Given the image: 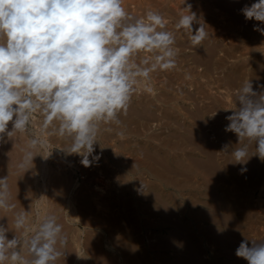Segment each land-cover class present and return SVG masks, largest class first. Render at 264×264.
<instances>
[{"label": "bare ground", "instance_id": "1", "mask_svg": "<svg viewBox=\"0 0 264 264\" xmlns=\"http://www.w3.org/2000/svg\"><path fill=\"white\" fill-rule=\"evenodd\" d=\"M251 1H252V3L255 2V0H251ZM184 2H185L184 0H136V1L132 2L131 4H129L128 6H131V7H128V8H129V11L131 12V15L136 16V17L143 16L144 13L148 10L158 11L165 17V19L167 21V26H168L170 23V21L168 22V19L171 18L169 16L170 14H172V18L174 17L175 22H178V20L180 18V16H178L177 12H180L179 14H181L182 12L184 14H187L186 10L183 9V7L186 6V5H184ZM207 2L205 5L206 7H204V8L209 13L213 9V7L221 6L219 0H207ZM187 3H189V1H187ZM228 15L230 16L229 17L230 19L227 21L225 20V21L228 23L231 30H234V31L237 30L236 25L238 24V20L236 18H234L233 14H232L233 18L231 17L230 13H228ZM215 16H217L216 13H215ZM198 17H202V16L198 15ZM211 19H214V18H211ZM222 22H224V21H222ZM257 24H259V22ZM166 30H168V29H166ZM170 30L174 33V35L176 37V47L179 49V53H178V56L176 58V68L173 70H170V71H155V72L150 74V79H148V80L140 79L139 80V82L135 85L136 91H135V94L132 98V102H131V105L128 109L127 115L122 114L120 116V120L122 123L119 126H117L115 124H102L101 125L100 133L98 134V137H97L98 142L96 145H94L95 153L93 154V155L99 154L100 159L98 162H93L92 166L84 167L80 163V160H81L80 156L75 155V154L67 155L66 153H64L61 150L62 148H67L69 146L70 142L67 138H61L59 136L47 137V140H48L47 145L44 147H38L37 149L34 150L33 154L36 156L33 158V163H30L28 165V168L23 169V170L18 168V164L22 160V157L24 155V150L26 149L28 141L31 139V134L29 132H27V133H16L13 135V137H11V139H8L6 137L5 142L0 143V174H3L4 177H8L9 189H15L16 188V189H18V190H16V192L17 191L20 192V191H22V189H29L31 191V198L33 199V202L36 203V205H37L36 208L37 207L39 208L38 211L41 213V215L48 214L50 211V209L48 210V206H47L48 212L46 211V207L44 206L45 205L44 203L47 201L48 194L49 193L52 194V192H49L51 188L53 190L57 187L63 188L64 191L66 190V192H65L66 194L68 191V199H66L65 209L63 210L64 216H62V218H61V216L58 217V215H56V212H55L56 209H55V211L53 210L52 212H50L51 214H55L57 216L58 222L63 224L64 232L68 236V243H67L66 247L62 249V252L64 253V255H62L56 261V264H150L148 259H146L145 254L143 255L140 252V250L138 251L137 239H134L135 237L133 238L134 233L127 232V231H130V230H128L130 228V226H128V229H127L128 223L126 222V219H125V218H127L126 215L128 214V213L126 214V212L128 211L127 208H128V206L131 207L132 204H134L136 202V199H134L133 197L138 196V195H144V196H142V198L145 200H149V202H151V203H149L151 211H149L148 209L142 208L141 204H140V206L136 207V211L140 214L142 213V214L147 215L149 217H155L157 206L154 205V203H155L154 201L161 202L159 204H163V206L165 207V210H166L167 214L169 215V216H166L167 215L166 214L165 216L168 219L170 218L171 220L166 219V221H158L157 223L145 222L144 227L151 229L153 232L157 231L156 229H158L162 233H164V234H162V233L161 234L163 237H165L164 240L165 239L170 240L169 243H167V247L172 248L176 252L175 257H177V255L180 256V254H181L180 257L182 260H180V261H184L183 264H212L214 261L211 262V259L210 260L208 259V257H210V256L206 252L207 248H206V245L204 246L205 243L203 244V241L205 240V239H203V229H205L206 226L203 229L200 228V225L198 224V222L200 221L199 220L197 222L198 232H196L197 230L188 224L189 218H188V220H186L187 219L186 216H189V217L193 216L192 219H195V217H196L195 214L198 213L200 215V216L198 215V217L203 218L202 219L203 221H204V218H206V217L207 218L211 217L209 219H212V217H213L212 212H211L212 209L209 210V207H211L212 206L211 204H214V203L209 204V202H207V203L204 202L206 205L205 204H203V205H205L207 207L209 205L210 206L205 211H204V209H201L199 211L198 209L200 206L198 203L201 200H199V199L197 200L196 198H194V196L192 199L191 198L192 194H189V197L185 198V202H188L187 203L188 205H192V206L196 207V209L195 210L192 209L191 213H185L184 211L182 212L183 198L181 196L179 198V195L181 194V192L182 191H187L188 193L189 192L190 193L195 192L194 193L195 197L197 196L198 198L203 199L204 197H202V195H201V192H202L201 188L203 187V189H204L206 187L204 185V180H205V178L207 180V178H209V177L211 178L209 180H212V182H214V183L215 182L219 183V181H221V182L223 181L224 182L223 184L229 183L230 186L235 184L236 186L239 187V184H241V183L246 185V183L250 182L249 184H251L257 188L258 187H260V188L264 187V162H261L257 156H252L253 160L255 161L254 164L251 165V166H253V168H252L253 171H251L252 169L250 170L252 175L249 174L250 175L249 177H248V175H247V177H244V175H243L244 173L242 174L243 176H241V174L237 170L238 167L233 165L234 159L232 161V156L225 154L223 152H220L222 150L223 145H225V144H229L230 147H239L240 146V145H237L239 143L237 135L233 132L225 131V127L229 123V121H227L224 116L226 114H227V116L231 115L232 111H233L231 109H234L236 107L235 95H233L232 98H230V95L228 96L227 92L232 90V89L234 91H236L245 81H247L249 79L254 84V90H256L255 86L257 83H264V59L261 58L260 61L257 60L256 63L254 64V66L250 67V69L244 63H241V64L236 63V65L227 66L226 63H224L226 61H224V59H222V57H221V59H214V51L217 48L215 42L221 41L223 39V37L226 36V33L222 34L221 32H218L215 29L211 30V32L208 33V37L202 42L201 45H199L197 47H193L191 45L189 39H188L187 34L184 32V30H182V29L177 30L175 28V26L172 27ZM242 32H244V31H242ZM256 34H258V36L253 35V34H251V35L247 34V36H245V40L243 39V41L240 42V46H234V45L232 46L230 43L229 45H227V49H223V50H225L223 55L224 56L229 55L230 57H233L236 55V52H238V51L242 52L244 49L247 50L246 48L249 46V44H255V42L259 41L261 38L264 39V37H263L264 35H262L260 32H257ZM243 36L244 35L242 34L241 38H243ZM246 38H247V41H246ZM227 39H229V41H231L232 43L235 41L236 42L238 41L236 39L231 38L230 35L228 36ZM263 41H261V42L263 43ZM237 43H239V41ZM262 43H260V44H262ZM243 44H245V46H243ZM141 55H143V54H141ZM137 62H139V57L137 58ZM226 70H228V71H226ZM192 72H196L197 75L201 78L206 76L207 77L206 79H208V80L205 81V83H203V86L208 88V92L215 91V94L216 93L221 94V98H223L224 100H222L221 98L215 99L216 96L214 98L211 93H208L204 90H200V93L197 92L198 93L197 97L195 96V97H193V99L190 98L191 100H193V102L195 101L198 104L196 105L193 103H189V105L192 108L193 107L194 108L192 109L189 107L190 109H188V112L185 111L186 113L183 110H181V109H183V107L180 108V107H177L176 105L172 106V108H171L172 111L171 110L168 111L170 108L169 109L168 108L166 109V107L163 108V105L170 104L169 101H172L173 99H177V95H180V93H182V92L179 93L177 90H172V87H173L172 85L175 83V85L177 84L178 86H180V88L187 90L186 85H190L191 83L188 80V78H186V77H190ZM158 84H162L163 86H165V88L157 87ZM142 88H148V91H149V89H151V91H149L150 94H147V92H146L147 90L145 92H143L144 89L142 90ZM159 88H160V90L162 89V92L157 93ZM198 88H200V87H198ZM195 89H197V88H195ZM198 90L199 89H197V91ZM257 91H259V89ZM221 92H223L224 94H222ZM225 94H226V96H225ZM189 101L190 100H188V99L186 100V102H189ZM175 102H176V104H178L180 101H175ZM178 106H180V105H178ZM227 109H229V110H227ZM215 113H216V115L212 116ZM160 114H161V116H160ZM36 118L38 119V117H36ZM163 120L165 121L164 122L165 124H167L168 126L170 125L169 128H170L171 132L170 133L168 132L167 136H165L166 132H164V134H163L164 137L162 136V134H155V133L150 134V131L153 129V127L158 126L159 123H162ZM220 121L222 124L220 123ZM39 123H40V121H39ZM35 125L37 126V124H35ZM109 128H111L112 130L109 131L108 130ZM9 130H11V123L9 124ZM33 132H35V135L38 136L40 134V126H38L37 128L35 127ZM118 132H123L124 135L120 136L117 134ZM143 134L146 135V137H147L146 141L140 140V138L142 137ZM119 137H121V139L123 137H126L127 139L119 142L117 140V138H119ZM155 139H159L161 142L160 143L158 142L159 144L154 143ZM110 142H116V144H114L113 147H115L117 151H115V150L113 151L112 150L113 148L110 149ZM177 151H181V153H179ZM253 153H254V147L250 146L249 147V155H252ZM125 155H129L128 161L127 160L125 161L127 164H124L123 158L120 157V156L126 157ZM191 156L193 157L192 159L197 158L199 163L196 164L195 162H192L193 164L191 165V167H189V165H188L189 163H187V161H188V158H190ZM89 159H92V157H89ZM253 160H251V161H253ZM193 165H194V167H193ZM196 165H198L197 168L195 167ZM67 166H70V168H71V172H72L71 176H70L71 178L65 173L67 171L66 169H68ZM241 167H246V166L242 165ZM112 170L115 173L120 172L121 177H123V178H125L126 173H128V176H130V175L135 176L137 174H139V175H142V174L146 175L147 174V175H151L149 178H151V177L155 178V181H148V180L145 181L144 180L143 182L141 179L140 181L137 182L140 185L137 184L134 180L128 178V180H129L128 188L129 187L131 188L130 191H131L132 200L129 199V202H128L125 199V196L127 194V191H126L127 187L126 186L123 187L124 189L122 190L121 194L114 193V194H116L115 197L119 198V200L116 201V203L114 204L113 207L123 206L125 208V210L127 209V211L124 212V210H122V208H121L120 213H122V214H120L117 218L115 216H114V218L113 217H104L102 215V213L100 211H98L99 206L103 207L102 202L98 201V199L92 200L93 194L94 195L97 194L99 197L100 196L104 197L105 190L103 188H101L100 186H97L99 184V182L96 185V184H94V182L90 178L92 176H94L96 174V172H97V174L102 175V174L108 173L109 171H112ZM238 173L240 174L241 177H238V175H239ZM165 174H166V177H165ZM116 176H118V175H116ZM77 177H82V178L88 177V182L83 189H81L80 180L77 179ZM137 177H138V175H137ZM164 178H168V179L166 181H164ZM209 180H208V182H209ZM81 181H82V179H81ZM120 181H118V182H120ZM167 181H168L169 185L170 184L173 185L175 192H177V195H175L176 199L173 197L174 200H172V199L170 200V198L165 200V197L167 194H165L162 189L160 190V188H158L159 185H161L162 188H164L163 184L166 185ZM208 182H206V183H208ZM142 183L145 185V191H143V192L138 191L142 187ZM160 183H163V184H160ZM214 183H213V187H214ZM209 184H210V182L208 183V185ZM219 184H215V186L219 185ZM236 186H235V188L237 190ZM223 187H224V185H223ZM60 188L59 189L57 188V189L60 190ZM91 188H93L92 192H89V189H91ZM209 188L212 189L211 186ZM209 188L208 189L205 188L206 190H209L208 192L207 191L206 192L212 193L211 189H209ZM219 188H221V187H219ZM239 189H241V188L239 187ZM254 189L255 188H253V190ZM232 190L233 189H230V191H232ZM64 191H63V193H64ZM84 191H86V192H84ZM114 191H111V192H114ZM28 192H26V194L24 193L23 195L27 196ZM54 192H56V190H54L53 193ZM59 192H61V191H59ZM59 192H56V193H59ZM171 192H172V190H171ZM222 192H224V191H222ZM241 192H242V190H241ZM56 193H54V194H56ZM207 193H204L203 196L206 197ZM225 193H227V192H225ZM262 193L263 192L261 191V196H262ZM220 194H221V192H220ZM228 194L230 195V193H228ZM251 194H252V192H251ZM59 195H61V194H59ZM212 195L214 196V194H212ZM218 195L219 194H217V196ZM211 196H209V197L212 198ZM224 196H226V194ZM238 196H239V194H238ZM15 197L18 198L17 196H15ZM55 197H57V195H55ZM168 197H171V196L169 195ZM10 198H11V196H10ZM21 198H22V196H21ZM154 198H155V200L153 201ZM217 198L221 199L220 196ZM217 198H215V199H217ZM243 198H244V196H243ZM260 198H262V197H260ZM49 199H48V202H49ZM51 199H54V201L52 200L53 203L56 202L55 198H51ZM111 199H113V197ZM213 199H211L210 201L212 202ZM235 199H237V197ZM12 200H14V199H12ZM12 200H10V201H12ZM16 200L18 201V199H16ZM137 200H138L137 202L139 203V201L141 200V197L138 196ZM195 200H197V201H195ZM221 200H223V199H221ZM58 201H62V203L64 202L63 200H58ZM31 202H32V200H31ZM179 202H180V204H179ZM221 202L222 201H220V203ZM224 202H225V200H224ZM56 203H55V205H57ZM142 203H144V202H142ZM250 203H252V202H250ZM51 204L52 203H50L49 205H51ZM222 204H220V205H222ZM230 204H233V203H230ZM62 205L64 207V204H62ZM214 205H215L214 211L217 208L219 209V207H216L219 205V203H217V205L216 204H214ZM20 206H21V204L19 205V207ZM224 206H227V205L224 204L223 206H221L223 211L228 212V210H227L228 207H226V210H224L225 209ZM232 206L235 207V205H232ZM34 207H35V204H34ZM50 207L51 206H49V208ZM56 207H58V209L60 208L59 203H58V206H56ZM133 207H134V205H133ZM22 208H24V210H25L26 207L23 206ZM52 208L53 207H51V209ZM212 208H213V206H212ZM29 209H31V212H32L34 208L31 207ZM218 209H217V213L219 214L221 209H219V210ZM234 209H237V208H234ZM159 210H160V208H159ZM253 210H255V209H253ZM15 211H16V209H15ZM61 211L62 210H60V212ZM13 212L14 211L12 210V213ZM33 212H32V214H34ZM256 212L258 213L259 209H258V211H255V213ZM182 213L185 215V217L181 218L180 215L182 216L183 215ZM215 213L216 212H213V215H215ZM162 214H164V213H162ZM227 214L226 215L230 218V220L232 222H231V225L229 226V228L227 229V231H225L223 233H225L226 235L229 234V236H230L232 233H233V235L235 234L234 231H238L240 234L241 231H243V229L245 228V227L241 226L242 224H238L239 220L241 221L239 223H243L242 222L243 216L241 215L242 219H240V215L236 211H232V209H229V213H227ZM1 216H3V215H1ZM88 216H90V217L94 216L95 219H93L94 217L91 219L90 218L88 219L87 218ZM111 216H113V215H111ZM259 216H261V215H259ZM30 217L32 218V215ZM30 217H29V219H31ZM143 217H145V216H143ZM198 217L195 220L200 219ZM141 218H142V216H141ZM162 218H161V220H162ZM173 218L174 219L176 218V219L174 220ZM213 218H214V220L212 219V221H216L215 219H217L218 217L216 218L214 216ZM237 218H239V220ZM252 218H254V214H253ZM257 218L259 219V217H256V219ZM260 218L262 219V217H260ZM61 219H63V221ZM261 219H260V221H261ZM8 220H9V218H8ZM257 220L255 222H258ZM262 220L264 221V219H262ZM10 221H11V219L9 220V222ZM35 221H36V219H35ZM189 221L192 222L191 220H189ZM212 221H210V223ZM217 221H219V219H217ZM217 221L214 224L218 225ZM234 222H235V224H234ZM31 223L32 222L29 221V227H34V224H33V226L30 225ZM37 223H38V221H37ZM123 223H124V225H123ZM219 223H221V222H219ZM202 224L204 225L203 222H202ZM258 224H259V222L256 223L255 225L258 226ZM13 225H14V223H13ZM92 225H95V227L97 229H99V231L102 232L103 234L97 233L98 235H95V233H94V235H92V232L90 230L89 231L91 234L88 233L87 229ZM96 225H98V226H96ZM217 225H216V228L220 227ZM209 227H207L206 230L208 232L210 230L211 233L210 232L209 233L212 234L213 233L212 229L211 228L208 229ZM259 227L261 229L262 226L259 225ZM220 228L223 229L226 227L221 226ZM252 228H253V225H252ZM229 230H230V232H228ZM251 230H254V232L256 231L254 236L259 235L257 233V227L253 228ZM245 231H244V233L247 232V231L246 232ZM16 233L19 234L18 232H16ZM139 233H140V231H139ZM237 233L235 234L236 236L235 237L233 236V237L236 239H241V238H238L239 234H237ZM244 233H243V235H244ZM248 233L250 234V232H248ZM148 234H152V232L151 233L148 232ZM215 234L216 235L218 234L219 236H221L220 232H215ZM251 234H252V232H251ZM158 235H157V237L159 238ZM206 235H207V233H206ZM262 235H264V233ZM8 236H9V234H8ZM142 236H144V235H142ZM244 236H246V234ZM137 237H139V236H137ZM204 238H206V237H204ZM219 238L217 239L218 242L221 241V238L220 239ZM212 239H214V237ZM162 240H163V238L161 239V241ZM215 240H216V238H215ZM217 241H213V242L218 243ZM141 243H142V241H141ZM163 243H165V242H163ZM215 243H214V245H215ZM237 243H238V241H237ZM139 244H140V242H139ZM218 244H221V243H218ZM147 245H149V244H147ZM155 246L156 245H154V247ZM218 246H220V245H218ZM210 247H211V245H210ZM215 247H217V246H215ZM223 247H225V246H223ZM223 247H221V248H223ZM236 247H237V244H236ZM149 248H151V246H149ZM155 248H157V247H155ZM208 248H209V244H208ZM221 250H218V251H221ZM143 251H146V249ZM151 251H152V249H151ZM167 251H168V248H167ZM209 251H211V249ZM222 252L224 254L226 253L224 251H222ZM164 253L165 252H163V254ZM178 253H180V254H178ZM219 253H220V256L224 255L223 253L221 254V252H219ZM232 253L230 254L227 252V254H229V255L226 254L227 255L226 257L233 258L234 254H232ZM203 254H204V257H203ZM23 255H25V257L28 258V254H27L26 250L23 253ZM164 256H166V255H164ZM170 256H171V254H170ZM215 257H212V258L216 259L217 257L216 258ZM236 257L234 256V258L237 261L239 259H241V258L238 259V257L237 258ZM158 259H159V257H158ZM179 259H177V260L179 261ZM162 260H163V258H162ZM177 260L175 258L174 261H175V263L177 262L176 264H179V262ZM227 261H229V259H227ZM237 261L234 263H237ZM240 261H243V259ZM157 262H158V260H157ZM165 262L166 261L164 258V263ZM244 262L245 261H243V263ZM168 263L169 262H167V264ZM230 263L234 264L232 262H230ZM180 264H182V262H180ZM216 264H220V260L219 261L216 260ZM237 264H240V263L238 262ZM241 264H242V262H241Z\"/></svg>", "mask_w": 264, "mask_h": 264}, {"label": "clouds", "instance_id": "2", "mask_svg": "<svg viewBox=\"0 0 264 264\" xmlns=\"http://www.w3.org/2000/svg\"><path fill=\"white\" fill-rule=\"evenodd\" d=\"M184 5L187 14L181 13L175 28L197 47L208 37L206 23L187 0ZM240 12L259 22L254 30L264 35V0L245 4ZM166 29L160 12L132 16L124 0H0V143L29 132L33 120L41 118L40 134L28 141L18 168L27 169L34 150L51 136L67 138L69 146L61 150L80 156L84 167L98 162L100 155L93 154L101 125L122 123L140 79L176 68V37ZM255 87L259 91L245 81L225 117V131L235 133L240 146L225 144L220 152L235 164L246 165L252 156L264 162V83ZM138 191H145L143 183ZM9 201L8 177L0 178V209L14 210ZM30 214L15 213L21 236L9 238L8 227L0 223V264H56L64 255L68 236L57 216L37 211L38 223L29 227ZM235 255L247 264H264V241L243 239Z\"/></svg>", "mask_w": 264, "mask_h": 264}, {"label": "rangeland", "instance_id": "3", "mask_svg": "<svg viewBox=\"0 0 264 264\" xmlns=\"http://www.w3.org/2000/svg\"><path fill=\"white\" fill-rule=\"evenodd\" d=\"M134 1H136V0H124V7L127 9L128 7H131V6H128L129 4H131L132 2H134ZM185 1V0H184ZM187 1H189V3L192 5V11H194V12H196L197 13V16L199 15V16H202V18H203V20H204V22L206 23V25H205V29H206V31H208L207 33H209V32H211V30H217L218 32H221L222 34H225L226 33V36H224L223 37V39L221 40V41H219V42H215L216 43V46H217V48H216V50L214 51V59H221V57H222V59H224V61H226V62H224V63H226V65L227 66H231V65H236V63L237 64H241V63H244L245 65H247L248 66V68L250 69V67H253L254 66V64L256 63V61L258 60V61H260L261 60V58H263L264 59V39H260L259 41H257V42H255V44H249V46L246 48L247 50H243L242 52H236V55L235 56H233V57H230L229 55H226V56H224L223 54H224V51L225 50H223V49H227V45H229L230 43H231V45L233 46H240V42H242L243 41V39L245 40V36H247V34H249V35H251V34H253V35H256V36H258V34H256L257 33V31H255L254 30V25H257V21H255V20H246L245 19V17L243 16V14L240 12V9L245 5V4H248V5H250L251 3H252V1L251 0H219V2H220V4H221V6H215V7H213V9L210 11V13L209 12H207V10L204 8V7H206L205 5H206V2H207V0H187ZM205 2V3H204ZM208 3V2H207ZM195 6V7H194ZM127 11L131 14V12L129 11V8L127 9ZM178 13V16H180L181 14H179L180 12H177ZM215 13L217 14V16H215ZM228 13H230L231 14V17H232V14L234 15V18H236L237 20H238V24L236 25V29L237 30H231V28H230V26L228 25V23L226 22L227 20H229L230 18V16L228 15ZM171 18L170 19H168V22L170 21V23H169V25L167 26V29H168V31H171L170 29L172 28V27H174L175 26V24L177 23V22H175L174 21V17L172 18V14H170L169 15ZM174 16V15H173ZM211 18H214V19H211ZM233 18V17H232ZM214 20V21H213ZM226 20V21H225ZM218 21V22H217ZM222 21H224V22H222ZM194 27V29L196 28V27H198V25H194L193 26ZM209 28V29H208ZM224 30V31H223ZM226 30V31H225ZM242 31H244V32H242ZM224 32V33H223ZM255 34H254V33ZM242 34L244 35L243 36V38H241L242 37ZM246 34V35H245ZM230 35V37L231 38H233V39H236V40H238L239 41V43H237L236 41L235 42H231V41H229V39H227L228 38V36ZM248 35V36H249ZM264 37V36H263ZM249 38V37H248ZM246 41H247V38H246ZM261 41H263V43L261 42ZM260 43H262V44H260ZM243 46H245V44H243ZM223 50V51H222ZM222 52V53H221ZM221 53V54H220ZM226 71H228V70H226ZM208 75V74H207ZM218 76V75H217ZM207 77L205 76V77H199L198 75H197V73L196 72H192V74H191V76H190V79L188 78V80L190 81V85H186V89L187 90H184L183 88H180V86H178L177 84L175 85V83L172 85L173 87H172V90H177L179 93L180 92H182V93H180V95H177V99H173L172 101H169L170 102V104H166V105H163V108H165L166 107V109L168 108H170L168 111H170L171 110V108H172V106L174 105H176L177 107H180V108H182L183 107V109H181V110H183L184 112L186 111V112H188V109H190V108H192L190 105H189V103H193V104H198L197 102H193V100H191V99H193V97H197V95H198V93H200V90H204V91H206V92H208V88H206V87H204L203 86V83H205V81H207L208 79H206ZM188 81V82H189ZM189 84V83H188ZM190 86V87H189ZM157 87H160V88H165V86H163L162 84H158L157 85ZM198 87H200V88H198ZM160 88L158 89V91H157V93H160V92H162V89L160 90ZM190 88V89H189ZM195 88H197V89H199L198 91H197V89H195ZM144 89V91L143 92H145L146 90V92H147V94H150L149 93V91H148V88H142V90ZM179 89V90H178ZM181 89V90H180ZM183 89V90H182ZM194 89V90H193ZM256 90H258V89H256ZM185 92V93H184ZM198 92V93H197ZM229 92V93H228ZM227 92V95L229 96L230 95V98H232V96L235 94V91L232 89V90H230V91H228ZM208 93H211L212 95H213V97L215 98V96H216V98L215 99H218V98H221V94H219V93H216L215 94V91H213V92H208ZM222 94H224L223 92H221ZM226 93V92H225ZM231 93V94H230ZM183 94V95H182ZM196 94V95H195ZM225 96H226V94H225ZM191 98V99H190ZM190 100L189 102H186V100ZM222 100H224L223 98H221ZM175 101H180L178 104H176V102ZM182 104V105H181ZM178 105H180V106H178ZM190 107V108H189ZM194 108V107H193ZM192 108V109H193ZM176 110V109H175ZM172 111V110H171ZM185 112V113H186ZM159 114V113H158ZM225 115V114H224ZM160 116H161V114H160ZM227 116V114L224 116V117H226ZM40 117H38V119L37 118H35L34 120H33V122H32V124H31V126H30V129H29V133L31 134V138L33 137V136H36L35 135V132H33V130H34V128L36 127H38V126H40V123H39V121H40ZM165 121L163 120L162 121V123H159V125L158 126H154L153 127V129L150 131V134H162V136L164 137V132H166L165 133V136H167V133L169 132H171V130H170V125L168 126L167 124H165L164 123ZM164 123V124H163ZM220 123H221V121H220ZM35 124H37V126L35 125ZM162 124V125H161ZM222 124V123H221ZM167 125V126H166ZM167 129H166V128ZM153 131V132H152ZM222 131V130H221ZM144 136V137H143ZM147 137H146V135H142V137L140 138V140H142V141H146L147 139H146ZM125 139H127L126 137H123L122 139H121V137H119V138H117V140L120 142V141H124ZM153 141V140H152ZM118 142V143H119ZM160 143L161 141L159 140V139H155L154 140V143ZM158 143V144H159ZM114 144H116V142H110V149L111 148H113L112 150L114 151H117L116 150V148L115 147H113V145ZM109 149V148H108ZM173 152V151H172ZM177 152H179V153H181V151H177ZM126 157H122V156H120L121 158H123V163L124 164H127L125 161L127 160L128 161V158H129V155H125ZM195 156V155H194ZM193 157L191 156L190 158H188V161H187V163H189L188 165H189V167H191V165L193 164L192 162H195L196 164L197 163H199V161L197 160V158H194V159H192ZM125 159V160H124ZM251 160H253V158L251 157V159H249V161L247 162V164L246 165H244V166H246V169H247V171L246 172H244V177H247V175H248V177L250 176V175H252V173H251V171H253V166H251L252 164H254V160L253 161H251ZM232 161H233V157H232ZM234 162V161H233ZM199 165V164H198ZM198 165H196L195 167L197 168V166ZM233 165H235L236 167H238V172L240 173V169L242 168L241 166L242 165H240V164H235V163H233ZM193 167H194V165H193ZM241 167V168H240ZM67 168L68 169H66L65 171V173L70 177L71 176V168H70V166H67ZM252 169V170H251ZM70 170V171H69ZM251 170V171H250ZM113 171V170H112ZM112 171H109L108 173H105V174H102V175H99V174H97V172H96V174L94 175V176H92L90 179L94 182V184H98V182H99V184L97 185V186H100L101 188H103L104 190H105V195H104V197H99L97 194L96 195H94L93 194V196H92V200H97L98 199V201H101L102 202V204H103V207L102 206H99V209H98V211H100L101 213H102V215L104 216V217H113L114 218V216L117 218L120 214H122V213H120V209L122 208V210H124V212H126L127 211V209H128V211L126 212V216H127V218H125L126 219V222L128 223L127 224V229H128V226H130V228L128 229V230H130V231H127V232H132V233H134L133 234V238L134 239H137V246H138V251L140 250V252L144 255L145 254V256H146V259H148V261H149V263L150 264H163L164 263V258H165V263L164 264H167V262H169L168 264H176L175 263V258H176V260L177 259H179V264H180V262H182V264H183V262L184 261H180V260H182L181 259V254L180 253H178V254H180V256L179 255H177V257H175V255H176V252L172 249V248H170V247H167V243H169V241L170 240H168V239H165L164 240V238L165 237H163L162 236V234H164V233H162L160 230H158V229H156L157 231H152L151 229H148L147 227H144L145 226V222H149V223H157L158 221H166V219H168L166 216H169L168 214H167V212H166V210H165V207L163 206V204H159V203H161V202H159V201H154L155 200V198L153 199V201L155 202L154 203V205L155 206H157L156 207V216L155 217H149V216H147V215H144V214H140V213H138L137 211H136V207H138V206H140V204L142 205V208H145V209H148L149 211H151V208H150V206H149V203H151V202H149V200H145V199H143L142 198V196H144V195H138L139 197H141V200L139 201V203L137 202L138 200H137V197L138 196H134L133 198L134 199H136V202L134 203V204H132V206L130 207V206H128V208L125 210V208L123 207V206H116V207H113L114 206V204L116 203V201H118L119 200V198H117V197H115V195L116 194H121V192H122V190L124 189L123 187H127V189H126V191H127V194H126V196H125V199L129 202V199L130 200H132V198H131V188L129 187L128 188V186H129V180H128V178H130V179H132V180H134L136 183L138 182V181H140L141 179H142V182L145 180V181H155V178L154 177H151V178H149L151 175H144V174H142V175H139V174H137L138 175V177H137V175H135V176H128V173H124L126 176H125V178H123V177H121V173L119 172V173H115L114 171L112 172ZM70 173V174H69ZM238 173V174H239ZM27 174V173H26ZM241 174V173H240ZM240 174L238 175V177H241V176H243L242 174H241V176H240ZM250 174V175H249ZM29 175V174H28ZM112 175V176H111ZM116 175H118V176H116ZM144 175V176H143ZM114 176V177H113ZM107 177V178H106ZM132 177V178H131ZM137 177V178H136ZM165 177H166V174H165ZM209 177V176H208ZM0 178H4V175L3 174H0ZM71 178V177H70ZM116 178V179H115ZM118 178V179H117ZM122 178V179H121ZM77 179H79L80 180V185H81V189H83L85 186H86V184H87V182H88V177L86 178V177H77ZM81 179H82V181H81ZM124 179V180H123ZM168 178H164V181H166ZM209 179H211L210 177L209 178H207V180H206V178H205V180H204V185L206 186L205 188L206 189H208L210 186L212 187V189L211 188H209V189H211V191H212V193H207L209 190H206L205 188L203 189V187L201 188V195H202V197H204L203 199L201 198H198L197 196L195 197V192H187V191H182L181 192V194L179 195V198H180V196L183 198V202H182V212L184 211L185 213H191L192 212V209L193 210H195L196 209V207H194V206H192V205H188L187 203L188 202H185V198L187 197H189V194H192L191 195V198L193 199V196H194V198H196L197 200L199 199V200H201L198 204H199V211L201 210V209H204V211L205 210H207L208 209V207L210 206H205L206 204L205 203H207V202H209V204H211V203H214V204H216L217 205V203H219V205L218 206H216V207H219V209L221 208V206L222 205H224V204H226V205H228V204H230V203H233V204H230V205H235V207L237 208V212H238V214L240 215V219H242V216H243V219H242V222L243 223H240V224H242L241 226H243V227H245L244 229H243V231H241V233L239 234V232H238V238H241V239H236V238H232V236L231 235H233V234H231L230 236H229V234H227V236L226 237H223V236H219L218 234L216 235L215 234V232H219L218 230H219V227H217L216 228V225L217 224H214V223H216V221H217V219H219V221H217L218 223L220 222V219H221V217L219 216V218H217L218 216H217V209L214 211V209H215V205L214 204H211L212 206H213V208H212V206L211 207H209V210L210 209H212L211 210V212H212V216L214 217H216L217 219H215L216 221H212V219L214 220V218L212 217V219H209V218H211V217H208L207 219L208 220H206L205 218H204V221L202 220L203 218H200V217H198V213H196L195 215H196V217H195V219L198 217V218H200V219H198V220H195V219H192V217H189V216H186L187 217V219L186 220H188V218H189V220H191L192 222H190L189 220H188V224L189 225H191L194 229H196L197 231L196 232H198V228H197V222H198V224L200 225V228H204L205 226V229H203V239H205L204 241H203V244H204V246L206 245V252L208 253V255L210 256V257H208V259L210 260L211 259V262L212 261H214L212 264H216V260L217 261H219L220 260V264H230V260H231V258H229V257H226L227 255H229V254H227V252L228 253H230L231 254V252L232 251H234V250H236L235 248H237L238 246H239V244H240V242L243 240V239H246V237H247V239H249V240H257V241H264V235H262L263 233H264V221L262 220V219H264V187L263 188H260V187H255V186H253V185H251V184H249V183H246V185L245 184H243V183H241V184H239V187L241 188V189H239V187L238 186H236L235 184L234 185H229V183H225V184H223L224 182L222 181H219V183L218 182H212V180H209ZM86 180V181H85ZM95 180V181H94ZM121 180V181H120ZM208 180H209V182H210V186L208 185ZM91 181V182H92ZM118 181H120V182H118ZM96 182V183H95ZM106 182V183H105ZM206 182H208V183H206ZM105 183V184H104ZM166 183V182H165ZM213 183H214V187H213ZM83 184V185H82ZM103 184V185H102ZM137 184H139V183H137ZM160 184H163V183H160ZM215 184H219V185H216L215 186ZM231 184V183H230ZM140 185V184H139ZM223 185H224V187H223ZM105 186V187H104ZM163 186H164V188H162V186L161 185H159L158 186V188H160V190L162 189L163 191H164V193L165 194H167L168 196L170 195L171 197H168L167 195H166V197H165V200H167L168 198H170V200L172 199V200H174L173 199V197L176 199V196L175 195H177V192H175V189H174V187H173V185H169V183H168V181H167V183H166V185H164L163 184ZM221 187V188H219V187ZM235 186L237 187V190H236V188H235ZM244 186V187H243ZM208 187V188H207ZM223 187V188H222ZM231 187V188H230ZM233 187V188H232ZM55 188V187H54ZM58 189L60 188V187H57ZM57 188H55L54 190H56V192H59V191H61V192H59V193H56V192H54V193H56V194H54L53 193V189L51 188L50 189V191L49 192H52V194L51 193H49L48 194V197H47V203L45 202L44 204V206L46 207V211H47V206H48V210L50 209V211H49V213L50 212H52L53 210L55 211V209H56V215H58V217L59 216H61V218H62V216H64L63 214H64V209H65V205H66V199H68V191H67V194L65 193L66 192V190L64 191V189L63 188H60V190H58ZM68 188V187H67ZM66 188V189H67ZM119 188V189H118ZM253 188H255L254 190H253ZM92 189L93 188H91V189H89V192H92ZM113 189V190H112ZM230 189H233L232 191H230ZM237 191H235V190ZM15 190V191H14ZM16 190H18V189H9V192H10V196H11V198H10V200H12V199H14V200H12V201H9L11 204H15V209H16V211H15V209L13 210L14 212L12 213V211H4L3 209H0V223H4V225L5 226H7L8 227V229H9V232L10 233H8L9 234V238H11L14 234L15 235H17V236H21V234H22V230L20 231V232H18V231H16V229H15V227H14V225H13V223H14V218H15V213H18V212H21V211H24V208H22L23 206H25L26 208H25V210L26 211H30V216L32 215V218L31 219H29V221L30 222H32L30 225L31 226H33V224H34V226L37 224V218L35 217L36 216V213H37V211L39 210V208L37 207L36 208V203L35 202H33V199L31 198V191L29 190V189H22V191H17L16 192ZM29 192H28V191ZM115 190V191H114ZM171 190H172V192H171ZM241 190H242V192H241ZM245 190V191H244ZM250 190V191H249ZM260 190V191H259ZM63 191H64V193H63ZM111 191H114V192H111ZM162 191V192H163ZM207 191V192H206ZM222 191H224V192H222ZM230 191V192H229ZM236 193H235V192ZM248 191V192H247ZM254 191V192H253ZM261 191L263 192L262 193V196H261ZM26 192H28L27 194V196H25V195H23L24 193L26 194ZM84 192H86V191H84ZM108 192V193H107ZM118 192V193H117ZM218 192V193H217ZM220 192H221V194H220ZM225 192H227V193H225ZM240 192V193H239ZM247 192V193H246ZM251 192H252V194H251ZM20 193V194H19ZM114 193H116V194H114ZM204 193H207V195H206V197L205 196H203L204 195ZM216 193V194H215ZM226 194V196H224L225 194ZM228 193H230V195L228 194ZM260 193V194H259ZM59 194H61V195H59ZM113 194V195H112ZM184 194V195H183ZM186 194V195H185ZM194 194V195H193ZM210 194V195H209ZM212 194H214V196L212 195ZM217 194H219L218 196H217ZM223 194V195H222ZM237 194V195H236ZM238 194H239V196H238ZM254 194V195H253ZM20 195V196H19ZM51 195V196H50ZM54 195V196H53ZM55 195H57V197H55ZM66 195V196H65ZM212 195V196H211ZM235 195V196H234ZM259 197H258V196ZM15 196H17L18 198H16ZM21 196H22V198H21ZM25 196V197H24ZM30 196V197H29ZM63 196V197H62ZM209 196H211L212 198H210ZM220 196V198L221 199H223V200H221V199H219V198H217V197H219ZM230 196V197H229ZM232 196V197H231ZM241 196V197H240ZM243 196H244V198H243ZM13 197V198H12ZM18 199V201L15 199ZM55 198L56 199V202H54L53 203V201H54V199H51V198ZM66 197V198H65ZM113 197V199H111ZM209 197V198H208ZM217 198V199H215V198ZM237 197V199H235V198ZM253 197V198H252ZM260 197H262V198H260ZM50 198V199H49ZM59 198V199H58ZM207 198V199H206ZM214 198V199H213ZM225 198V199H224ZM243 198V199H242ZM252 198V199H251ZM48 199H49V202L50 203H52L51 205H49L50 203L48 202ZM108 199V200H107ZM211 199H213L212 200V202L210 201ZM230 199V200H229ZM251 199V200H250ZM30 200V201H29ZM31 200H32V202H31ZM53 200V201H52ZM58 200H63L64 202L62 203V201H58ZM106 200V201H105ZM164 200V201H165ZM197 200H195V201H197ZM203 200V201H202ZM224 200H225V202H224ZM235 200V201H234ZM263 200V201H262ZM113 201V202H112ZM180 201V200H179ZM216 201V202H215ZM220 201H222L221 203H220ZM230 201V202H229ZM21 202V203H20ZM27 204H26V203ZM32 204H31V203ZM127 202V203H128ZM142 202H144V203H142ZM181 202V201H180ZM180 202H179V204H180ZM205 202V203H204ZM250 202H252V203H250ZM55 203L57 204V205H55ZM58 203H59V206H60V210H62L61 212H60V210L58 209V207H56V206H58ZM61 203V204H60ZM192 203V202H191ZM223 203V204H222ZM237 203V204H236ZM240 203V204H239ZM260 203V204H259ZM18 204V205H17ZM21 204V206L19 207V205ZM26 204V205H25ZM34 204H35V207H34ZM47 204V205H46ZM62 204H64V207H63V205ZM158 204V205H157ZM203 204H205V205H203ZM220 204H222V205H220ZM32 205V206H31ZM133 205H134V207H133ZM149 207H148V206ZM237 205V206H236ZM18 206V207H17ZM30 206V207H29ZM49 206H51V207H53L52 209H51V207L49 208ZM160 206V207H159ZM186 208H184V207ZM17 207V208H16ZM34 208L33 209V213L34 214H32V212H31V209H29V208ZM108 207V208H107ZM22 208V209H21ZM63 208V209H62ZM110 208V209H109ZM159 208H160V210H159ZM239 208V209H238ZM248 208V209H247ZM37 211H36V210ZM106 209V210H105ZM114 209V210H113ZM118 209V210H117ZM131 209V210H130ZM134 209V210H133ZM186 211H185V210ZM191 209V210H190ZM218 209V210H219ZM253 209H255V210H253ZM258 209H259V212L257 213H255V211H258ZM59 210V211H58ZM112 210V211H111ZM36 211V212H35ZM45 211V212H46ZM97 211V212H98ZM107 211V212H106ZM253 211V212H252ZM4 212V213H3ZM48 212V211H47ZM46 212V213H47ZM136 212V213H135ZM213 212H216L215 213V215H213ZM250 212V213H249ZM262 212V213H261ZM62 213V214H61ZM130 213V214H129ZM161 213V214H160ZM162 213H164V214H162ZM8 216H7V215ZM61 214V215H60ZM107 214V215H106ZM167 214V215H166ZM183 214V213H182ZM194 214V213H193ZM244 214V215H243ZM253 214H254V218H252L253 217ZM1 215H3V216H1ZM13 215V216H12ZM111 215H113V216H111ZM140 215V216H139ZM166 215V216H165ZM194 215V216H195ZM242 215V216H241ZM259 215H261V216H259ZM91 216V215H90ZM90 216H88L87 218L89 219H91V218H93L94 216H92V217H90ZM131 216V217H130ZM141 216H142V218H141ZM143 216H145V217H143ZM161 216V217H160ZM200 216V215H199ZM134 217V218H133ZM163 217V218H162ZM180 217L182 218V217H185V215L183 214L182 216L180 215ZM256 217H259V219L257 220L256 219ZM260 217H262V219L260 218ZM8 218H9V220L11 219V221L9 222V220H8ZM13 218V219H12ZM161 218H162V220H161ZM229 218V217H228ZM35 219H36V221H35ZM64 219V218H63ZM63 219H61L62 221H63ZM93 219H95V217L93 218ZM165 219V220H164ZM170 219V218H169ZM168 219V220H169ZM174 219V218H173ZM176 219V218H175ZM174 219V220H175ZM260 219H261V221H260ZM32 220V221H31ZM147 220V221H146ZM152 220V221H151ZM171 220V219H170ZM248 220V221H247ZM258 221L259 222V224H258V226L257 225H255L256 223H258V222H255V221ZM196 221V222H195ZM204 223V225L202 224V222ZM209 223H208V222ZM210 221H212L211 223H210ZM13 222V223H12ZM231 220H230V218H229V223H227V226L229 227L230 225H231ZM241 222V221H240ZM245 222V223H244ZM250 224H249V223ZM6 223V224H5ZM142 223V224H141ZM248 223V224H247ZM253 223V224H252ZM135 224V225H134ZM139 224V225H138ZM220 224V223H219ZM263 224V225H262ZM10 225V226H9ZM13 225V226H12ZM123 225H124V223H123ZM252 225H253V228H256L257 227V233L259 234V235H256V236H254L255 235V233H256V231L254 232V230H251V229H253L252 228ZM259 225L260 226H262L261 227V229H260V227H259ZM96 226H98V225H96ZM134 228H133V227ZM210 226V227H209ZM218 226V225H217ZM255 226V227H254ZM95 227V225H92V226H90L88 229H87V231H88V233H90V231L92 232V235H94V233H95V235H98V234H103L102 232H100L99 231V229H97L96 227ZM207 227H209L208 229H212V234H210L211 232H210V230H209V232L206 230V228ZM242 227V228H243ZM91 228V229H90ZM94 228V229H93ZM247 228V229H246ZM133 229V230H132ZM90 230V231H89ZM247 232H246V231ZM259 230V231H258ZM262 230V231H261ZM96 231V232H95ZM139 231H140V233H139ZM244 231L246 232V233H244ZM16 232H18L19 234H17ZM138 232V233H137ZM148 232L149 233H151L152 232V234H148ZM248 232H250V234L248 233ZM251 232H252V234H251ZM98 233V234H97ZM136 233V234H135ZM142 233V234H141ZM162 233V234H161ZM205 233V234H204ZM206 233H207V235L209 236H207L206 235ZM243 233H244V235L246 234V236H244L243 235ZM249 235H248V234ZM91 234V233H90ZM154 234V235H153ZM159 236V238L157 237V235ZM166 234V233H165ZM215 236H214V235ZM236 234V233H235ZM234 234V235H235ZM11 235V236H10ZM139 236V237H137V236ZM142 235H144V236H142ZM151 235V236H150ZM205 235V236H204ZM233 235V236H234ZM252 238H251V237ZM254 236V237H253ZM142 237V238H141ZM145 237V238H144ZM204 237H206V238H204ZM214 237V239H212ZM221 238V241L220 242H218L217 241V239L218 238ZM260 237V238H259ZM144 238V239H143ZM148 238V239H147ZM163 238V240L161 241V239ZM215 238H216V240H215ZM219 238V239H220ZM251 238V239H250ZM142 239V240H141ZM154 239V240H153ZM160 241H159V240ZM210 239V240H209ZM260 239V240H259ZM153 240V241H152ZM168 240V241H167ZM208 242H207V241ZM141 241H142V243H141ZM150 241V242H149ZM212 241V242H211ZM213 241H217L218 243H221V244H218V243H215V242H213ZM237 241H238V243H237ZM139 242H140V244H139ZM157 244H156V243ZM163 242H165V243H163ZM162 245H161V244ZM207 243V244H206ZM214 243H215V245H214ZM147 244H149V245H147ZM208 244H209V248H208ZM220 245V246H218V245ZM236 244H237V247H236ZM153 245V246H152ZM154 245H156L155 247H157V248H155L154 247ZM158 245V246H157ZM161 245V246H160ZM166 245V246H165ZM210 245H211V247H210ZM149 246H151V248H149ZM215 246H217V247H215ZM223 246H225V247H223ZM220 247V248H219ZM221 247H223V248H221ZM142 248V249H141ZM154 248V249H153ZM167 248H168V251H167ZM225 248V249H224ZM146 249V251H143V250H145ZM148 249V250H147ZM151 249H152V251H151ZM211 249V251H209V250ZM222 249V250H221ZM171 250V251H170ZM213 250V251H212ZM215 250V251H214ZM218 250H221V251H218ZM155 251V252H154ZM160 251V252H159ZM165 252L164 254H163V252ZM209 251V252H208ZM222 251H224V252H226L225 254L222 252ZM150 252V253H149ZM218 252V253H217ZM219 252H221V254L223 253L224 255H221L220 256V253ZM167 253V254H166ZM174 253V254H173ZM150 254V255H149ZM157 254V255H156ZM162 256H161V255ZM170 254H171V256L173 257H171L170 256ZM214 254V255H213ZM219 254V255H218ZM227 254V255H226ZM164 255H166V256H164ZM169 255V256H168ZM217 255V256H216ZM155 256V257H154ZM179 256V257H178ZM217 258H216V257ZM158 257H159V259H158ZM203 257H204V254H203ZM212 257H215L216 259H213ZM224 257V258H223ZM162 258H163V260H162ZM229 259V261H227V259ZM151 259V260H150ZM172 261H171V260ZM226 259V260H225ZM239 259V258H238ZM157 260H158V262H157ZM240 260H242V258L240 259ZM239 260V263L241 264V262H242V264H246V261L243 259V261H245L244 263H243V261H240ZM161 261V262H160ZM227 261V262H226ZM173 262V263H172ZM6 264H7V262H6Z\"/></svg>", "mask_w": 264, "mask_h": 264}, {"label": "crops", "instance_id": "4", "mask_svg": "<svg viewBox=\"0 0 264 264\" xmlns=\"http://www.w3.org/2000/svg\"><path fill=\"white\" fill-rule=\"evenodd\" d=\"M223 206V205H222ZM225 207V209L224 210H226V207H228L227 208V210H228V212H224L223 211V209H222V207L220 208L221 209V211H220V213L219 214H217V216H218V218H219V216L221 217V219H220V222L222 223H218V226H222V227H226V228H220L219 227V232H220V235L221 236H223V237H226L227 235L225 234V233H223V232H225V231H227V229L229 228L228 226H227V223H229V218H228V214L227 213H229V209H232V211H236L237 212V209H234V208H236V207H234V206H232V205H230V204H228L227 206H224ZM223 207V208H224ZM232 207V208H231ZM234 207V208H233ZM224 212V213H223ZM238 213V212H237ZM227 214V215H226ZM206 220H208L207 219V217L205 218ZM238 220H239V218H237ZM239 222H240V220H239ZM238 222V224H240ZM237 223V222H236ZM225 224V225H224ZM234 224H235V222H234ZM226 229V230H225ZM228 232H230V230L228 231ZM235 233H237L238 231H234ZM233 234V233H232ZM238 234V233H237ZM232 236V238H234L236 235H234V237H233V235H231ZM233 252V253H232ZM231 253L232 254H234L233 255V258H231V260H230V262H232V263H234V262H236L237 260L234 258V256L236 257V255H235V250L234 251H232ZM237 258V257H236ZM235 259V260H234ZM240 260V259H239ZM239 260L237 261V263L239 262ZM247 262V261H246ZM237 263H234V264H237ZM231 264V263H230ZM247 264V263H246Z\"/></svg>", "mask_w": 264, "mask_h": 264}]
</instances>
